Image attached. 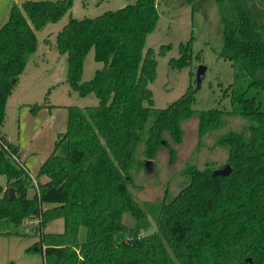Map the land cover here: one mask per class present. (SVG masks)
<instances>
[{
	"label": "trees",
	"instance_id": "obj_1",
	"mask_svg": "<svg viewBox=\"0 0 264 264\" xmlns=\"http://www.w3.org/2000/svg\"><path fill=\"white\" fill-rule=\"evenodd\" d=\"M214 1L222 20L219 57L234 69L224 91L230 110H194L198 87L191 85L166 108L151 106L155 57L171 49L145 50L159 19L157 0H136L94 18H69L56 34V50L67 57L70 89L80 97L94 94L98 104L66 108V130L39 168L37 188L12 158H18V148L0 136V175L7 181L2 194L0 189V228L14 229L4 234L39 236L29 250L42 253L44 264H264V0ZM71 7L72 0H29L10 8L0 26V127L7 99L37 49L36 32ZM191 43L192 38L178 45L171 68L190 66ZM91 49L103 66L84 82L83 62ZM45 107L29 110L36 114ZM233 118L242 119L239 128L225 130ZM189 119L197 122V146L216 133L214 145L225 150L229 174L189 164L173 197L139 204L128 190L133 174L145 171V162L164 148L173 160V146L181 144L182 123ZM125 215L132 226L123 222ZM148 216L155 231L143 235L150 228ZM38 217L41 222L25 232L26 220ZM58 219L61 232H44ZM81 227L86 232L79 242Z\"/></svg>",
	"mask_w": 264,
	"mask_h": 264
},
{
	"label": "rangeland",
	"instance_id": "obj_2",
	"mask_svg": "<svg viewBox=\"0 0 264 264\" xmlns=\"http://www.w3.org/2000/svg\"><path fill=\"white\" fill-rule=\"evenodd\" d=\"M29 0H0V26L7 21L10 8ZM30 1H55V0H30ZM136 0H72L71 9L56 23L47 24L36 32L38 51L44 53L50 67L41 74L33 83L25 87L24 80L14 89V97L19 102H13L7 110V116L0 127V136L10 143H16L18 130L21 129V119L25 108L33 105L66 104L80 108L93 107L98 104L94 94L80 97L73 92L67 81V57L59 54L55 47L56 34L68 22L69 18L83 19L94 18L107 11L118 10ZM159 19L154 31L149 34L145 42V50L152 48L155 52L161 46H171L165 55H156L155 78L148 84L152 92V107L164 109L178 99L189 85L198 87L193 109L196 111L217 109L230 110L229 93L224 95L225 89L233 82L234 69L229 61L219 57L223 45L222 20L214 0H194L187 4L184 0H157ZM192 38V62L190 66L175 69L169 66V60L178 58V45ZM48 40L46 44L44 41ZM50 45L53 50L49 51ZM31 57V61L37 58ZM102 63L94 61V52L91 49L83 62L81 80L89 81L95 70L102 67ZM204 68L202 79H198V69ZM52 75V76H51ZM51 76V77H50ZM29 86L35 87L31 89ZM24 90L27 93H24ZM31 92V94L29 93ZM14 99V98H13ZM22 102L23 105L17 108ZM25 104H29L27 107ZM147 105V103H144ZM32 114V113H31ZM34 115V114H32ZM242 119L233 118L225 130L237 129ZM184 130L183 140L180 145H174L175 158L169 160L168 149H162L158 157L150 162L148 168L133 174V182L128 185V190L133 199L141 205L160 203L164 196L173 197L183 185L181 171L186 165L192 164L199 168L206 164L214 169L222 170L227 165V156L223 148L214 145L216 133L207 134L197 146V122L189 119L182 123ZM45 128V127H44ZM224 130V131H225ZM219 132H217V135ZM15 142V143H14ZM11 144V143H10ZM0 175V180L2 181ZM37 181V180H36ZM39 181L43 182L44 179ZM7 188V186H6ZM5 188V189H6ZM2 189V188H1ZM150 228L143 235L155 231L154 220L148 216ZM123 222L132 226L134 221L128 216L123 217ZM12 226L0 228V264H44L42 253L29 250L39 240L36 235L4 234L13 231ZM63 230L61 219L49 222L44 228L46 233H58ZM3 232V233H2ZM85 228L78 231V241L85 238Z\"/></svg>",
	"mask_w": 264,
	"mask_h": 264
},
{
	"label": "crops",
	"instance_id": "obj_3",
	"mask_svg": "<svg viewBox=\"0 0 264 264\" xmlns=\"http://www.w3.org/2000/svg\"><path fill=\"white\" fill-rule=\"evenodd\" d=\"M44 42L46 44H50L48 43V40ZM52 50L53 46L50 45L49 51ZM36 54H38V59L31 61V57ZM49 67L50 63L45 54L38 51L37 43L36 51L29 57L24 71L19 76L11 95L7 99L5 108L6 116L11 100L15 103L19 102V100L14 97V89L21 82V78L24 80L25 87L27 88L28 83H33V81L40 77L41 74H43ZM29 87L33 90L36 89L32 86ZM24 93L26 94L27 91L24 90ZM29 93L31 94V92ZM21 105H23L22 102L17 105V108H20ZM25 105L27 107L29 104ZM67 107L68 106L66 104H53L50 107H45L39 110L34 115L31 114L29 108L27 107L22 113L21 119L23 122L21 124V129L18 130L17 138L15 140L16 143H12L14 140L10 141V143L18 148V159L20 163L33 177L36 176L40 166L52 153L57 135L64 133L66 130ZM2 179V181L0 180V189L2 188L1 194L7 186L5 176H2Z\"/></svg>",
	"mask_w": 264,
	"mask_h": 264
},
{
	"label": "built area",
	"instance_id": "obj_4",
	"mask_svg": "<svg viewBox=\"0 0 264 264\" xmlns=\"http://www.w3.org/2000/svg\"><path fill=\"white\" fill-rule=\"evenodd\" d=\"M12 158L16 162H18L19 164H21L20 161H19V159L15 155H12ZM28 174L30 175L31 184L34 185L35 188H37V183H36L35 177H33L29 172H28ZM40 222H41V217H38V218H35V219L26 220V222L24 223L25 232L30 231L33 227H35L36 225H38Z\"/></svg>",
	"mask_w": 264,
	"mask_h": 264
},
{
	"label": "water",
	"instance_id": "obj_5",
	"mask_svg": "<svg viewBox=\"0 0 264 264\" xmlns=\"http://www.w3.org/2000/svg\"><path fill=\"white\" fill-rule=\"evenodd\" d=\"M203 71H204V68L202 66L199 67L198 69V79L201 80L202 79V76H203ZM150 162L149 161H146L145 162V167L148 168ZM230 172V167L229 165H226L222 170H216L215 171V174L216 175H220V176H227ZM13 194V190L12 189H9V197H11Z\"/></svg>",
	"mask_w": 264,
	"mask_h": 264
}]
</instances>
